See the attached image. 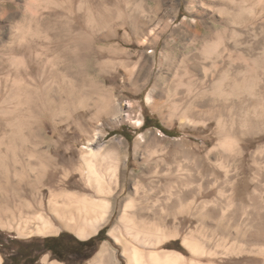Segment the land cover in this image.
<instances>
[{"label":"rangeland","instance_id":"obj_1","mask_svg":"<svg viewBox=\"0 0 264 264\" xmlns=\"http://www.w3.org/2000/svg\"><path fill=\"white\" fill-rule=\"evenodd\" d=\"M31 1L0 0V107L16 115L13 129L7 125L10 117H0V139L5 137L10 142L11 138L21 156L25 152H47L53 165L46 160L40 164L37 157L32 167L18 164L21 175L13 186L0 187V204L7 202L5 194L14 203L13 191L22 188L27 191V199L38 191L48 198L46 178L52 174H56L57 184L73 179L76 189L84 190L77 171L80 153L100 132L103 146L116 143V139L125 141L128 176L147 186L171 183L180 187L187 182L194 194L202 187L203 194L197 196L193 208L203 200L210 202L208 208L215 207L211 205H215L214 199H220L223 205L232 203L233 212L219 226L211 217L202 220L189 212L178 213L176 221L171 220L180 235L199 234V227L204 225L209 238L215 239L213 250L222 238L226 241L223 245H239L234 252L218 248L220 257L214 258L215 264H264V236L258 242L233 240V231L241 225L259 230L256 212L248 206L256 187L254 159L264 147V117L258 121L252 114L255 105L264 107V82L259 100L255 97L257 90H242L243 85L230 97L226 91L222 98L211 91L213 81L226 70L230 59L245 68L237 76L240 80H255L253 61L264 53V0H48L41 16L46 26L44 34H37L40 15L34 5H29ZM26 23L30 30L25 29ZM19 26L27 31L18 30ZM213 62L220 66L216 69ZM252 83L248 82V87H254ZM17 93L21 96L14 99ZM206 100L237 104L239 148L222 158L221 152L212 151L219 142L218 114L197 106ZM128 103L132 104L130 109L125 107ZM121 107H125L129 120L118 125L113 118ZM222 116L225 122L230 120L227 111ZM145 119L148 128H143ZM138 120L143 122L140 127ZM219 159L231 165L229 185L225 172L217 166ZM36 176L41 180L44 176V184L28 181V177ZM134 178L127 182L128 192ZM221 189L225 190L224 197L219 195ZM158 196L161 193L152 198ZM242 206H247L246 213ZM251 215L254 228L248 222ZM116 217L117 210L99 231L102 241L96 240L85 251H77L69 243L59 252L63 260L46 251L43 240L64 235L83 241L71 232L21 236L16 228L0 225L2 264H25L21 259L24 255L30 259L37 256L34 264H42L44 257L64 264H87L104 242L115 250L119 264H127L121 248L108 235ZM223 226H231V232L220 231ZM164 248L190 255L179 239ZM209 261L202 258L204 264Z\"/></svg>","mask_w":264,"mask_h":264},{"label":"bare ground","instance_id":"obj_2","mask_svg":"<svg viewBox=\"0 0 264 264\" xmlns=\"http://www.w3.org/2000/svg\"><path fill=\"white\" fill-rule=\"evenodd\" d=\"M47 3L48 0H32L29 3L30 6L34 5L39 10V13L37 12L40 15L39 20H37V22L39 21L37 34H44L45 32V21L41 16ZM30 19L32 18L30 17ZM26 25L28 24L26 23ZM29 27L30 25L25 29H29ZM25 29L20 26L18 28V30L27 31ZM38 40L40 39L38 38ZM217 61L219 60L216 59ZM230 61L226 70L222 74L220 73L221 75L215 81L212 80L211 91H213V94L222 98L226 91L229 97L234 96L236 88L243 85L242 90L245 87L257 90L255 97L257 100L261 99L263 92L260 90V86L264 82V53L254 58L252 71L256 74L255 80H240L237 76L244 73L245 68H242L233 59H230ZM213 63L212 65L215 68L220 66L217 63ZM248 82H253L254 87H248ZM20 90L21 92L24 91L22 88ZM17 91L20 92L19 90ZM19 96H21V93L18 96L14 95L13 98L16 99ZM10 98H12L11 95ZM6 99L2 105L7 102ZM233 100L236 99L233 98ZM197 106L206 107L210 110L208 113L218 114L216 133L219 142L212 151L221 152L222 158L224 154L238 150L239 135L236 134L237 128L235 127L237 124L235 116L236 102H232L231 105H225V102L206 100ZM255 106L254 110L256 109V111L253 110L252 114L259 121L262 116L264 117V107L260 104ZM125 107L130 109L132 104L128 103ZM125 107L118 108L113 118V121L118 125L123 121L129 120V115L124 111ZM5 109L4 106L0 107V117L1 119L10 117L7 125L13 129L16 124L15 112ZM226 111L229 113L230 120L225 122L222 114ZM248 114H246V117ZM137 123H139V127L143 124L142 120H138ZM257 123L260 124L259 122ZM227 125H229V128ZM261 125H264V122ZM247 130L248 127L246 130L241 128L240 133H244ZM99 133L96 132L94 137L87 141L80 153V164L77 167V171L83 182L84 190H77V184L73 179L67 183L62 181L57 184L56 174H52L48 179L46 178V183L48 188H50L49 196L46 199L42 197L39 191L31 193L30 199H27L25 188H22L20 192L13 191L14 198L16 199L14 203L12 199H8L9 195L5 194L7 202H1L0 204V225L10 229L16 228V231L21 236H57L61 231L66 230L77 236L80 240L87 241L95 237L102 228L111 222V218L117 210V217L109 229L108 235L115 245L121 248L122 257L126 260L127 264H204L202 262L203 257L210 260L208 264H215L214 258L220 255L218 248H227L228 252L237 250L238 244L233 246L223 245V242H226L224 238H222L223 241L220 240L216 243L213 250L211 243L215 239L213 237L209 238L204 225L199 227V234L193 232L180 235L177 226L171 223L172 219H174V222L176 221L178 213L189 212L200 217L202 220L211 217L217 221L216 225L219 226V224H222L221 221L233 212H230L232 207L230 201L225 202L226 205H223L220 199H214L215 205L212 203L211 205L215 207L208 208L210 202L203 200L193 208L197 196H202L203 194L202 187L198 188V192L195 191L196 194H194L193 189H191L192 186L187 182L181 183L180 187L174 186L171 183L163 186L145 185L137 177L138 180L126 174L128 156L125 154L127 149L125 141L123 139H116V143H109V145L103 146L100 143L101 136ZM15 135V132L12 130L11 136L14 138ZM11 141V138L10 142H7L5 137L0 139V187L4 188L13 184L14 180L21 175L18 164L32 167V160H35L34 157L41 158L40 164H44V160H46L53 165L52 157L47 152L39 155L33 152H25L26 155L23 154L21 156V153L18 154ZM263 156L264 147L256 152L254 159L255 166L258 169L253 179L256 187L249 197L250 206H248L256 212L255 225L259 230L254 229V231H251V229H245L241 225L233 231L235 236L234 241L242 240L250 242L254 240L258 242L260 241L259 238L264 236ZM223 161V159H219L217 166L225 172L226 184L229 185L231 183V165L229 163L224 165ZM43 177L42 180L39 176H36L35 179L28 177V181L32 183L34 180L44 184ZM133 178L134 184L128 192L127 182ZM157 193H161V196H165V198L161 199V196L155 199L152 198ZM193 195L195 196L191 197ZM219 195L224 197L225 190H219ZM190 198H193L191 202H186ZM246 207L242 206L244 213H246ZM252 217L253 215L249 217L248 222L251 224V228H254ZM219 230L227 233L231 232L232 227L223 226ZM178 239L181 240L185 249L190 252L189 256H185L180 251L174 249L164 248V246ZM224 252L222 253L224 254ZM0 264H2L1 257ZM42 264L64 263L56 260L49 261L47 257H44ZM87 264L119 263L115 250L108 242H104L97 254Z\"/></svg>","mask_w":264,"mask_h":264},{"label":"trees","instance_id":"obj_3","mask_svg":"<svg viewBox=\"0 0 264 264\" xmlns=\"http://www.w3.org/2000/svg\"><path fill=\"white\" fill-rule=\"evenodd\" d=\"M148 119H145L144 124H143V128H148ZM166 134H169L170 131H165ZM98 236L93 237L87 241H78L76 239H73L72 237H68V239H66V237H64V235L59 236L58 238H45L43 240V247L46 251L51 252L55 257H57L60 260H63L62 257L59 256V252L61 250H65V248L68 247L69 243H73L75 246V248H77V251H85L90 249L91 247H93V244L96 240L102 241L100 238V235L97 234ZM65 239L67 240V242H64ZM23 258V262L25 264H34L37 260L38 257H34V259H30L29 256L24 255L21 256V259ZM29 260V261H28Z\"/></svg>","mask_w":264,"mask_h":264}]
</instances>
